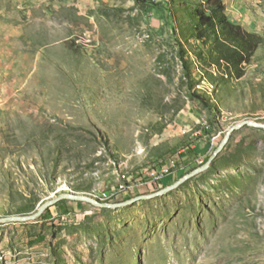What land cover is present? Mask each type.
Instances as JSON below:
<instances>
[{"label": "rangeland", "instance_id": "obj_1", "mask_svg": "<svg viewBox=\"0 0 264 264\" xmlns=\"http://www.w3.org/2000/svg\"><path fill=\"white\" fill-rule=\"evenodd\" d=\"M224 2L263 38L241 69L213 58L217 31L197 38L204 0H0V218L157 191L179 172L142 171L189 172L264 122V0ZM195 137L214 143L186 166ZM61 200L71 213L0 222V264H264V128L167 194Z\"/></svg>", "mask_w": 264, "mask_h": 264}, {"label": "trees", "instance_id": "obj_2", "mask_svg": "<svg viewBox=\"0 0 264 264\" xmlns=\"http://www.w3.org/2000/svg\"><path fill=\"white\" fill-rule=\"evenodd\" d=\"M226 4L224 0H204L203 6L198 7V17L200 19L199 29L197 31V38L204 40L207 38L208 31L211 30L216 34L214 39V47L217 52H214L213 58L219 60H225L227 64L236 65L238 69L242 68L243 63H249L252 61L253 56L263 43V38L256 32H251L243 27L241 24L231 22L226 15ZM221 33V34H220ZM184 63H187L184 59ZM188 66V65H187ZM193 95L199 99L204 105L210 106L207 98L199 93L195 92ZM199 157V152L195 148H191L190 145L186 150V155L183 158V162L186 165H191L195 162L196 158ZM209 156L207 155L204 162L207 161ZM178 176L165 185L171 184L178 180L187 170H177ZM81 202L78 204L80 205ZM54 207L62 215L71 213L72 207L68 205L65 200L58 201ZM54 216L52 206L47 208L43 214L39 217L40 219H47ZM46 236L41 234L37 237V241L44 242Z\"/></svg>", "mask_w": 264, "mask_h": 264}, {"label": "water", "instance_id": "obj_3", "mask_svg": "<svg viewBox=\"0 0 264 264\" xmlns=\"http://www.w3.org/2000/svg\"><path fill=\"white\" fill-rule=\"evenodd\" d=\"M245 125L264 128V122L258 121L256 119L246 118V119H242V120L238 121L236 124H234L233 126H231L227 130V132H226L224 138L222 139L221 143L219 144V146L214 150V152L211 154V156L207 159V161L204 164H202V165L194 168L193 170L187 172L182 177H180L178 180L174 181L171 184L164 186L163 188H161L157 191L147 193V194H140V195H137V196L125 199V200L115 201V202L101 201V200L93 197L90 194L62 193V194L57 195L56 197H53V198L45 201L35 212H33L31 214L12 215V216L3 217V218H0V222L30 221L33 219H37L43 214V212L47 208L51 207L52 205H55L58 201H60L61 199H64V198L87 201V202H90L96 206H101V207L117 208V207H123V206L129 205V204H133V203H135L139 200H142V199H150L152 197L167 194L170 191L178 188L180 185H182L185 181H187L191 177H193V176L199 174L200 172L208 169L211 166L212 162L215 160V158L218 156V154L225 148V146L227 145V143L230 140L232 133L235 130L240 129L241 127H243Z\"/></svg>", "mask_w": 264, "mask_h": 264}, {"label": "built area", "instance_id": "obj_4", "mask_svg": "<svg viewBox=\"0 0 264 264\" xmlns=\"http://www.w3.org/2000/svg\"><path fill=\"white\" fill-rule=\"evenodd\" d=\"M178 158H170V163L167 165H158L152 169H145L141 172L139 177L153 176V183L161 185L166 176L178 170Z\"/></svg>", "mask_w": 264, "mask_h": 264}, {"label": "crops", "instance_id": "obj_5", "mask_svg": "<svg viewBox=\"0 0 264 264\" xmlns=\"http://www.w3.org/2000/svg\"><path fill=\"white\" fill-rule=\"evenodd\" d=\"M205 136V135H204ZM197 137H195V138H192V139H195V140H193V141H191L190 143H189V145H190V147L191 148H195V149H197L198 150V152H199V157L200 156H206V151H207V147H210L211 148V145L214 143V141H213V139L212 140H210L208 137H205L204 139H202L201 141H199V139L197 140L196 139ZM188 145V146H189ZM198 157V158H199ZM198 158H196V160L198 159ZM195 160V161H196ZM186 164V163H185ZM187 166V165H186ZM182 169V168H181ZM184 169V168H183Z\"/></svg>", "mask_w": 264, "mask_h": 264}, {"label": "bare ground", "instance_id": "obj_6", "mask_svg": "<svg viewBox=\"0 0 264 264\" xmlns=\"http://www.w3.org/2000/svg\"><path fill=\"white\" fill-rule=\"evenodd\" d=\"M96 197V196H95ZM102 200V199H101ZM103 201V200H102Z\"/></svg>", "mask_w": 264, "mask_h": 264}]
</instances>
